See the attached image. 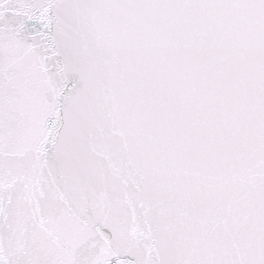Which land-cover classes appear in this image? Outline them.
I'll return each mask as SVG.
<instances>
[{
    "label": "snow or ice",
    "instance_id": "6c2138e0",
    "mask_svg": "<svg viewBox=\"0 0 264 264\" xmlns=\"http://www.w3.org/2000/svg\"><path fill=\"white\" fill-rule=\"evenodd\" d=\"M0 264H264V0H0Z\"/></svg>",
    "mask_w": 264,
    "mask_h": 264
}]
</instances>
